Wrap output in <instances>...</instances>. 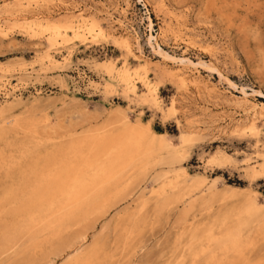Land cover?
Returning <instances> with one entry per match:
<instances>
[{
    "label": "rangeland",
    "instance_id": "1",
    "mask_svg": "<svg viewBox=\"0 0 264 264\" xmlns=\"http://www.w3.org/2000/svg\"><path fill=\"white\" fill-rule=\"evenodd\" d=\"M108 125L158 140L121 195L98 186L70 199L86 174L30 173L55 151L77 165L70 145ZM190 180L234 195L210 211L197 201L185 217L198 192L156 203L153 190ZM87 194L111 199L90 206ZM246 196L264 204V0H0V264H69L101 237L115 264H166L187 254V224ZM239 243L238 264L264 259V235ZM194 246L184 264H227L210 243Z\"/></svg>",
    "mask_w": 264,
    "mask_h": 264
},
{
    "label": "bare ground",
    "instance_id": "2",
    "mask_svg": "<svg viewBox=\"0 0 264 264\" xmlns=\"http://www.w3.org/2000/svg\"><path fill=\"white\" fill-rule=\"evenodd\" d=\"M156 137V134L152 131H142L140 128L133 126L122 127L120 131L114 133V131L108 125L102 131L91 132L87 134L85 138L77 140L70 145L69 149L73 151L77 165L71 166L69 163L67 164L65 160H59L57 158L58 153L55 151L42 158L41 160L32 162L31 166H29L31 169L30 173L32 172V175L36 176L37 174H40V172L36 170L37 167L42 169L41 171L43 173H45L46 168L51 167L55 171L56 169L60 168L64 176L62 181L66 183L74 181V178L77 175L80 176L82 174V176H84L83 173L86 174V176H88L86 178L87 180H83L81 178L83 181L78 185V190H80L77 192V194H73V192L77 191L76 188V191H73L72 195L69 194L70 199H76L79 194H82L83 196L84 192L80 193V191H84L88 187H90V189H93L99 186L105 189V187L115 186V188L117 187L116 189L120 194V192L123 193V191L127 189L131 182L133 184V181L135 180L134 178L137 177L133 176L134 174L139 173L141 170L152 165L150 156L153 154V151L158 144V140ZM160 137L161 139L159 140V143L165 144L164 146H166L165 139L162 138L163 135L161 134ZM160 137L158 136V139ZM178 155L179 154H177V156ZM174 161L175 160H173L172 162L174 163ZM172 162L170 161L171 164ZM55 178L56 177H54V179ZM25 180L26 181L24 183V186L33 185V183L41 185L42 183L45 184L49 181L47 177H41L38 179L26 178ZM203 183H205L204 180H194L193 182H191V180L189 182L184 181L181 188L182 190L186 191L184 193L183 191L181 192V189L179 191L177 188L175 189V187L172 185V182L169 181L163 186H160L159 188L153 190L152 194L157 201L156 203H158V205L162 209H168L171 206L177 205L178 203L185 204V194L189 193V195L191 196V194L198 192L200 195L197 197H193L192 200H190V202L188 203L187 207L182 206V215H184V217L186 216L187 212L192 210L194 204H196L197 201L202 202L206 209L205 211H210V204L212 202H222L226 198L234 195V189L232 188L229 189L228 187H226L229 190L224 189L216 191L214 189V182H212L210 185L205 183L206 188L204 189ZM73 188H71V190H73ZM31 196V192L30 194H26V198L28 199H26L25 202H30L31 199L29 198H31ZM66 196L68 195L66 194ZM153 196H151V198ZM3 197L4 199L11 201L14 198L12 192L10 191H6V194ZM96 197L94 198L93 194L92 196L91 194H87L86 198L91 202L90 206L93 205L92 202L99 203L103 200L111 199L109 196L108 199H105L107 198L106 196H104V198ZM87 200L86 203L89 202ZM217 214L218 215H216L213 219L205 223L203 227H201V225H198L200 222H198L197 225H194V223V226L190 225V227H188L189 224H187V232L184 231L187 233L186 237H188V244L186 249L187 254H180L175 257L173 261H169L166 264H184V258H191V249L195 247L194 244H196L197 242L199 243V241L203 240L210 243L213 249L220 251L222 259L228 260L227 264H238V256L241 252V245L239 243L240 236L245 233L252 234L254 232L264 235V204L262 206L259 205L256 202L255 198L246 196L242 204H240L239 206L230 207L222 212H217ZM181 217L182 216H180V218ZM215 231H218L219 233L215 234ZM109 242L110 240L108 239V237H101L97 239L94 244L91 242L93 245L91 246L90 244L91 247L87 251L82 252L81 250L82 253L80 254H72L75 255V257H73V260L69 264H115L117 260L115 261L113 259L114 257L111 252L112 250L110 249V246L112 245ZM210 258L212 260H215L213 257ZM215 262L220 263V260L217 259L215 260ZM188 263H190V261ZM252 264H264V259H260V261H256Z\"/></svg>",
    "mask_w": 264,
    "mask_h": 264
}]
</instances>
